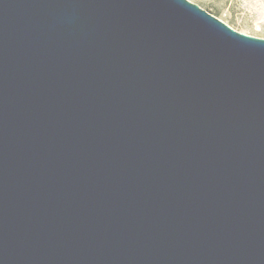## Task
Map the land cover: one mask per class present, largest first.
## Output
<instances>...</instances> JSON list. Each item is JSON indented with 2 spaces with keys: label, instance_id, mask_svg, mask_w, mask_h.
<instances>
[{
  "label": "water",
  "instance_id": "obj_1",
  "mask_svg": "<svg viewBox=\"0 0 264 264\" xmlns=\"http://www.w3.org/2000/svg\"><path fill=\"white\" fill-rule=\"evenodd\" d=\"M0 264H264V39L188 0H0Z\"/></svg>",
  "mask_w": 264,
  "mask_h": 264
},
{
  "label": "rangeland",
  "instance_id": "obj_2",
  "mask_svg": "<svg viewBox=\"0 0 264 264\" xmlns=\"http://www.w3.org/2000/svg\"><path fill=\"white\" fill-rule=\"evenodd\" d=\"M242 34L264 39V0H188Z\"/></svg>",
  "mask_w": 264,
  "mask_h": 264
}]
</instances>
